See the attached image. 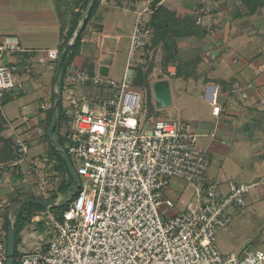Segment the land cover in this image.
<instances>
[{
    "label": "built area",
    "instance_id": "built-area-1",
    "mask_svg": "<svg viewBox=\"0 0 264 264\" xmlns=\"http://www.w3.org/2000/svg\"><path fill=\"white\" fill-rule=\"evenodd\" d=\"M114 5L128 9L129 3ZM153 11L150 7L137 13L120 83L90 74L85 67L66 73L61 132L82 185L61 219L51 213L49 242L20 253L18 264H264L261 251L224 254L216 244L217 236L230 230L235 213L246 206L254 185L221 191L208 177V151L199 146L190 123L162 119L149 130L141 127L140 94L128 72L152 38L143 14ZM67 34L65 30L60 45L77 39V32L69 40ZM31 54L54 71L58 48L31 53L17 36H0V62L5 61L0 63V107L8 93L25 83L22 77L32 74L24 57ZM84 86L91 92L77 93ZM213 114L218 116V107ZM12 151L14 158L5 167L20 184L37 187L41 195L54 191L59 173L53 160L31 155L29 142L20 135L14 137ZM177 179L188 185L193 202L175 213V203L163 189ZM5 208L0 195V224ZM0 264H7L5 233Z\"/></svg>",
    "mask_w": 264,
    "mask_h": 264
},
{
    "label": "crops",
    "instance_id": "crops-1",
    "mask_svg": "<svg viewBox=\"0 0 264 264\" xmlns=\"http://www.w3.org/2000/svg\"><path fill=\"white\" fill-rule=\"evenodd\" d=\"M63 1L67 0H0V10L1 15H3L0 21V36H17L22 47L31 53L45 52L55 48L59 50L58 43L64 31L69 30L68 25H65V20L61 19L60 14H58V7L61 5L59 2ZM83 1L86 2V0ZM102 1L99 0L98 3V7H103L102 13L96 11L95 15H103V18L95 20L93 18L95 15L91 16L84 30L86 37L84 36L83 41L80 42L79 57L76 56L75 60L72 59L68 71L89 65L94 74L100 75V68L105 67L107 69L106 77H108L109 65L100 61L98 55L94 61L95 55L91 52L95 44L102 52H110L115 50L120 42L122 37L113 34L111 31L112 23H108V20L114 17L116 11L130 12L137 17V13L145 9L150 7L154 9L152 8L153 0H126L129 3L128 9L116 8L112 3L114 0H110L108 4H104ZM157 6L173 13L174 17L180 21L189 20L192 22L193 35L177 37L173 40L176 49L174 54L180 64L171 66L167 63L166 65L169 72H171L170 68H175V80L191 81L194 89H198L197 95L212 105L211 115L215 118V122L209 124L217 131L219 130V134L213 136V131L209 132L214 147L211 152H218V148L229 140L242 146L238 150L244 152L251 159L248 171L251 173L252 179L249 183L239 184L254 185L250 190L256 189L257 197L264 200V0H209L205 3L198 0H160ZM60 11L62 12V10ZM76 11L77 13L83 12V10ZM4 15H8L6 21H9L5 26ZM151 16L152 14H148L146 18L144 16L143 18L148 22L147 19ZM114 25L120 32V26ZM36 31H41L40 37H45L43 34L46 32V35L52 32L53 35L56 34L58 42L55 43L54 41V44L47 48H38L34 39L27 38L28 35H32ZM67 36V40H69V35L67 34ZM129 39L130 35L127 40ZM143 51L144 48L135 63L134 70L136 72L143 63L141 59ZM167 56L168 54L164 50V59ZM24 57L25 62L29 63L32 68L34 65H43L45 71H49L45 76L41 70L35 72L32 69L30 76L23 77L24 85L31 83V89H34L37 87V79L41 78L44 88L48 79H51L48 87L53 86L54 71L49 70L45 63L38 62L35 55H25ZM146 63L148 65V62ZM170 74H168L169 77L173 78V73ZM160 80H167L170 89L169 78ZM82 90L84 93L91 92L89 86L76 89L77 93ZM26 91L24 88V93ZM16 95L15 92L8 93L5 96L7 102ZM41 107L42 112L39 114L30 110L28 113L20 114L21 119L12 122L6 120L0 107L1 149L5 140L11 141L13 145V139L17 135L26 139L29 144L34 139L39 142L46 130L47 112L51 108L47 110L45 106L44 109ZM214 107L219 108L218 116L213 114ZM191 115H195V112L183 110L182 119L179 120L190 123L196 133L199 129L198 124L195 125L186 121V117ZM202 136H206V134ZM229 151L230 148L227 149V152ZM11 153L13 154V151ZM10 162H0V165L4 166L0 170V182L6 194L13 192V189L21 188L23 185L5 167ZM230 187L227 185L220 190L226 192ZM12 197L14 199L18 196L15 194ZM248 203L249 196L246 205ZM35 219L36 217L33 218L32 222L35 223ZM4 233V223H1L0 240L4 239ZM262 233L264 234V230ZM37 247L39 246H34L27 251H19L20 253L29 252ZM262 247L263 251L261 252L264 253V243ZM244 251L235 254L241 255Z\"/></svg>",
    "mask_w": 264,
    "mask_h": 264
},
{
    "label": "rangeland",
    "instance_id": "rangeland-1",
    "mask_svg": "<svg viewBox=\"0 0 264 264\" xmlns=\"http://www.w3.org/2000/svg\"><path fill=\"white\" fill-rule=\"evenodd\" d=\"M109 1L110 0H105L106 4H108ZM115 2V0L112 1L113 5ZM59 3H61L59 8L62 10L63 20L66 22L65 25H68L69 27L70 21L75 19L77 15H79L77 16V21H79L80 25L82 15L84 14L85 2L83 0H67ZM102 9L103 7H98L97 5L95 11L92 13V16L95 15L96 11L102 13ZM76 10H83V12L80 11L77 13ZM1 14L2 12L0 10V21L1 18H3V15ZM98 16L99 15H95L93 18L95 20H101L103 18V15H100L101 17ZM143 16L146 18L148 14H144ZM135 18L136 16L130 12L123 13L121 11H116L114 17L108 20V23H112L111 31H113V34H117L122 37L120 42L115 47V50L112 48L113 50L110 52H102V50H100L96 44L93 45V49H91L92 54L95 55L94 61L96 59V55H98L100 61L106 62L110 68L109 76L107 78L117 83H120L123 79V76L125 75L130 40L127 39L129 35L131 37L135 24ZM150 18L151 17H149L147 20L149 26L151 27ZM6 19H8V15H4V26L9 23V21H6ZM114 24H118L120 26V32L116 29ZM40 33L41 31H36L34 34L27 36L28 39H34L38 48H47L52 46L54 41L55 43L56 41L58 42L56 34L53 35L51 32V34L46 35V32L43 34L45 37H40ZM84 33L85 32L82 33L80 39L84 38ZM61 46L63 45H60L59 41L58 47L60 48ZM70 56L72 59L79 57V46L74 47V49L70 52ZM141 59L143 60V63L141 64L145 67L147 66L146 62L153 63L152 72L149 76L150 83L153 81H160L162 78H169L171 92V104L165 108L160 107L158 104H156L151 89L147 90L138 82L137 72L134 69L129 70L128 74L132 78V86L140 94L141 109L138 114V119L141 123V127L144 130H149L153 127V124L156 121L162 119L179 120L182 119L181 116L183 110H189L191 113L194 111L195 115L186 117V121L192 122L195 125L198 124L197 127L199 129L196 131L199 136L198 144L208 151V158L210 161L208 166V177L211 179V181L219 188H223L227 185L232 186L239 183H249L252 179V175L248 171L250 168L249 165L251 163V159L244 152L238 150V148H242V146H239L233 141L229 140L225 142L222 147L218 148V152H211L214 147L212 145L213 140L211 139L212 137L209 136V132L213 131V136H217L219 134V130L217 131L209 124L215 122V118L211 115L212 105L204 101L200 95H197L198 89H194L195 87H193V83L185 79H174L176 73L175 68L173 67L174 70L169 72V68L165 65L164 50L162 48H156L155 50H144ZM0 63L3 64L5 61H1ZM166 67L168 69H166ZM85 68L88 70L86 65ZM32 69L35 72L41 70L45 76L47 75V72H49L45 71V67L43 65H34ZM167 73H173V78L169 77ZM95 75L100 76L98 73H95ZM55 78L56 83L51 87H48L50 86L51 79H48L49 81L47 80L46 87L44 88L42 86L41 78L37 79V87L34 89H31V83H28L26 86L24 83L19 84L14 91L17 94L16 97L1 107V111L3 112L6 120L12 122L14 120L21 119L20 114L24 112L28 113L30 110L36 114H39L42 112L40 110L41 106H45V108L48 110L54 102L52 99V91H55V94L59 93L61 96L62 102L57 112L60 119L61 112H63L65 107L64 91L62 90L63 78L58 76V74L55 76ZM18 80L21 81V78H18ZM24 88L27 90L25 93ZM62 123L63 122L60 121L56 132L53 135L55 142H58L57 132ZM45 125H47V123ZM60 133L62 134V132ZM203 134H206V136H202ZM36 141L37 139H34L32 142L30 141V153L43 154L50 160H53L55 163H57V157L48 150L45 136L43 135L41 139H39V142ZM63 144L65 148L68 147L66 142L64 143L63 141ZM58 147L60 148V146ZM228 148H230L229 152H227ZM8 151V153H10V151L12 152V143L10 144ZM68 158L72 169L74 172H76L78 167L77 161L73 160L69 156ZM58 173L59 175L56 177V180L52 186L54 191L45 195H41L37 187L27 184H23L21 188L13 189V192L6 194L0 182V195L5 201V210H7L8 205L13 200V197L11 198V196H14L15 194L19 198L37 197L45 199L49 198L51 193H54L56 194V204L60 203V201L63 200V197H65L63 186L67 185L68 177L64 173L59 171ZM76 185L79 187L82 185V181L79 178ZM163 193L170 197L175 203V208L173 209V212L175 213L180 211V207H185L186 204L193 202V198L189 193L188 185L179 179L172 181L167 187H165L163 189ZM248 196L249 203L243 209H240L235 213L232 219L230 230L217 236L216 240L218 248L224 254L231 252L239 253L243 250L263 251L262 245L264 243V234L262 233V230H264V200H261L257 197L256 189H251L247 195V198ZM67 207L61 205L59 207L56 206L50 207L49 209L39 210L37 214L38 216L36 217H39L40 223L32 222L30 225L24 228L20 235L21 241L19 243L18 250L27 251L34 246L47 244L52 237V231L50 228L51 213L54 214L57 219H61L62 214ZM11 219L14 220V212L11 214Z\"/></svg>",
    "mask_w": 264,
    "mask_h": 264
},
{
    "label": "trees",
    "instance_id": "trees-1",
    "mask_svg": "<svg viewBox=\"0 0 264 264\" xmlns=\"http://www.w3.org/2000/svg\"><path fill=\"white\" fill-rule=\"evenodd\" d=\"M160 2V0H153L152 1V8H154L153 14L150 19V25L153 30V36L150 39V42L145 45L144 50H155L156 48H162L164 49L168 56L165 58V65L169 63L171 66H176V64H180L178 58L175 56L174 53H176V49L173 43V40L177 37H185L193 35V31L191 30V23L189 20L180 21L174 17V14L167 11L165 8L161 6L156 5ZM99 3V0H86L84 4V15L82 16L80 25L77 21V15L75 19L70 21V26L68 30L69 38L77 32L78 36L77 39L72 43L69 48L66 50V52L63 55V52L65 51L66 47L69 45L68 41L63 46H61L58 50V58L55 64L54 69V76L52 79L53 86L56 83L55 76L58 74L61 78L64 79L65 74L68 71V68L71 65L72 57L70 56V52L74 49L76 46H80V37L84 30L86 29V26L92 16L93 11H95L97 5ZM58 14L63 19L62 12L60 11V8L58 7ZM63 25V24H62ZM64 26V25H63ZM74 57V56H73ZM152 62H149L148 65L145 67L144 65H140L137 69V80L140 83V85L144 86L147 90H150V74L152 70ZM167 66V65H166ZM186 66V65H185ZM88 72L91 74L93 73L92 67L87 65ZM167 69V67H166ZM59 97V105L56 108V126L53 130L51 139L48 137V128L51 123L52 119V110L56 103L55 98V91H52V99L53 104L51 108L48 111V117H47V126L46 130L44 132L45 140L47 142L48 150L54 154V156L57 157L58 162L55 165V169L61 173H64L68 177V183L67 185L63 186L64 188V194L65 197H63V200L60 201V203L57 204V207L64 205L65 207L68 206V203L71 202L76 195L78 194L80 187L76 185V182L74 181L73 177L69 175V172L67 170V167L65 165V162L63 161V157L61 155V152L68 153V147L65 148L64 143L68 144V141L66 138L60 133L61 126L57 132L58 142H55L53 139V135L56 132V129L58 127V124L64 121L63 112H61V117L59 119L58 117V108L61 105V96L58 93ZM7 99L4 98L2 102V106L6 105ZM2 127V124H0V129ZM12 142L9 140H5L4 145L2 149L0 148V162H8L12 161L14 158V154L8 153V148ZM13 146V145H12ZM60 146V148L58 147ZM9 154V155H8ZM76 175V172H74ZM77 177V175H76ZM78 179V177H77ZM60 188V187H59ZM68 193V195H67ZM56 194H52L49 196V198H33V197H24L19 198L15 197L11 203L8 205L7 210L3 213V223H4V231H5V238H7V226L8 224L11 225L12 231H13V264L17 263V257L20 255V251L18 250L19 243L21 241L20 235L24 228H26L28 225L32 223V220L34 217L38 216L39 210L49 209L50 207L45 206H36L33 204H30L28 200H54L56 203ZM16 208V209H15ZM14 210V211H13ZM14 212V220L11 219V214ZM37 223H40L37 222Z\"/></svg>",
    "mask_w": 264,
    "mask_h": 264
},
{
    "label": "water",
    "instance_id": "water-1",
    "mask_svg": "<svg viewBox=\"0 0 264 264\" xmlns=\"http://www.w3.org/2000/svg\"><path fill=\"white\" fill-rule=\"evenodd\" d=\"M69 46L70 45L66 47L65 51L63 52V55L66 52V50L69 48ZM172 69L173 68H170V70ZM100 75L103 77L107 76V69L105 67L100 68ZM150 89L156 104H158L160 107L165 108L171 104V95H170L169 83L167 80H160L153 82L151 84ZM55 98H56V103L52 110V119L47 132L49 139H51L53 130L56 126V121H57L56 108L60 103L58 94H55ZM61 155L63 157V161L65 162L69 175L73 177L74 181L77 183L78 179L74 173V170L72 169L68 155L64 152H61ZM28 202L36 206H45V207L57 206L54 200H28ZM6 247H7V264H13V231L10 224H8L7 226Z\"/></svg>",
    "mask_w": 264,
    "mask_h": 264
}]
</instances>
